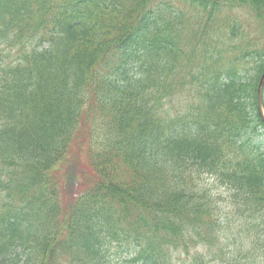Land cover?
I'll return each instance as SVG.
<instances>
[{"label":"trees","instance_id":"obj_1","mask_svg":"<svg viewBox=\"0 0 264 264\" xmlns=\"http://www.w3.org/2000/svg\"><path fill=\"white\" fill-rule=\"evenodd\" d=\"M247 8L264 23V0H0V264H264ZM89 104L74 194L55 170Z\"/></svg>","mask_w":264,"mask_h":264},{"label":"rangeland","instance_id":"obj_2","mask_svg":"<svg viewBox=\"0 0 264 264\" xmlns=\"http://www.w3.org/2000/svg\"><path fill=\"white\" fill-rule=\"evenodd\" d=\"M190 9V8H189ZM235 12L240 16L242 17L245 21H247V30H250V31H253L255 30L256 32L263 30V34H264V23L263 22H259L258 18L254 15V13L250 11L249 8L247 9H238V10H235ZM258 37L260 36V34L257 35ZM263 42H264V35H263V38H262ZM86 114H88L83 126L81 124V129L80 131L82 132L81 136L79 138H81V142L79 143L80 145L77 146V150H71V154L69 155V159H66L65 162L61 163L59 168L55 170V174L57 176V179H61V176L63 174L66 173L67 171V168H68V165L69 164H77L79 166V169L81 170V172H83V168L80 164V159L78 156H75L74 158H72V153L75 152L76 155H82L81 156V161L83 162V164L87 167V168H92L93 170V167L91 165V160H90V157H89V153H90V137H92V141L93 143H95V138L97 137H94L93 135L95 134V130H94V117L96 115V113L94 111L91 110V106L90 104L86 107V111H85ZM99 131H103L102 128H99ZM99 131H97L96 134L99 135ZM89 132H92L91 135L89 134ZM260 140H264V136L260 137ZM82 145L83 146V150H82ZM94 145V144H93ZM82 151V153H81ZM72 158V159H71ZM75 167V166H73ZM77 168V167H75ZM78 171V169L76 170ZM91 171V170H90ZM88 171V176H86V179H87V183L88 181H91V184H93L95 182V178H93L91 172ZM212 185V184H211ZM213 186V185H212ZM221 191L225 192V194L223 193V197H228V194H227V191H225V188H220ZM224 203H222V211H223V214H222V218L223 219H229V218H232L231 220L233 221V215L230 214V210L229 208L227 207V205L230 203V200H228L227 202V198H224L223 200ZM227 203V205H226ZM117 264H123L121 261L118 262Z\"/></svg>","mask_w":264,"mask_h":264},{"label":"water","instance_id":"obj_3","mask_svg":"<svg viewBox=\"0 0 264 264\" xmlns=\"http://www.w3.org/2000/svg\"><path fill=\"white\" fill-rule=\"evenodd\" d=\"M263 91H264V72L260 78L259 86H258V108H259V113L262 119L264 120Z\"/></svg>","mask_w":264,"mask_h":264}]
</instances>
